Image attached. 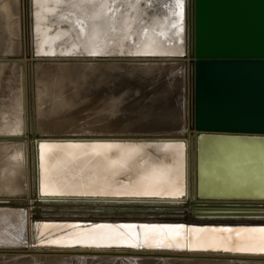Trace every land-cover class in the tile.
I'll use <instances>...</instances> for the list:
<instances>
[{
    "label": "water",
    "instance_id": "obj_1",
    "mask_svg": "<svg viewBox=\"0 0 264 264\" xmlns=\"http://www.w3.org/2000/svg\"><path fill=\"white\" fill-rule=\"evenodd\" d=\"M18 4L19 48L0 52L4 67L0 95L12 87L10 69H23V54L32 57L26 83L22 82L26 101L32 98L36 66L73 70V80H80L85 71L75 90L80 97L68 110L74 113V124L37 131L42 139L38 147L179 142L185 149L184 181L188 156L198 198L264 197V0H184L182 20L174 14L180 11L175 0H18ZM115 176L127 182V176ZM191 207L192 213L201 214L228 211ZM111 219L73 221L60 242L73 240V231L76 235L96 225L115 226L104 230L126 224L182 225L186 232L208 225L231 233L241 225L202 224L194 216ZM251 219L264 228V217ZM92 242L78 246H109ZM137 242L110 246L149 247Z\"/></svg>",
    "mask_w": 264,
    "mask_h": 264
},
{
    "label": "bare ground",
    "instance_id": "obj_2",
    "mask_svg": "<svg viewBox=\"0 0 264 264\" xmlns=\"http://www.w3.org/2000/svg\"><path fill=\"white\" fill-rule=\"evenodd\" d=\"M18 14V0H0V52L4 50L5 53H12L19 48ZM14 30L18 31V36ZM13 39H17L18 42ZM23 56L24 58L21 60L23 69L21 70L20 66L18 69L15 66L10 69L8 73L11 77L8 79H12V87L6 94L0 95V113L2 112L0 114V179L3 178L5 181L0 182L2 184L0 186L2 188L0 189V233H2L0 235V263L25 264L26 261H30L33 264H39L41 260L48 257L55 261L53 264L71 262L75 264H190L193 260L195 262L197 260H220L240 264L252 262L264 264V251L216 250L220 244L218 229L208 225L192 227L186 232L183 227L146 229L141 227L145 225L126 224L134 226L133 230H130V232H134V235L125 233L129 230L126 227L117 228V230L109 229L103 234V229L93 230L94 226H91L90 229L83 231L84 239L79 241L75 238L65 242L57 241V237L51 239L52 232H69L72 228L71 223L79 219L158 220L157 215L151 217L147 213V209L138 213L129 212L125 215L120 213L126 210L121 211L119 207L112 206L107 210L106 206L121 204L124 201L114 199L112 196H102V198L100 195H85L84 193L125 194L129 191L135 194L136 190L140 194L144 192L158 193L144 196L145 202L150 201L148 204L156 206L165 203L160 208L165 211L166 215H162L165 219H185L188 216H194L202 224H226L235 220V223L241 224L238 228L249 222L247 219L249 215L256 216L252 210L264 199L245 198L249 200L248 203V201L243 202L242 199L219 201L193 198V203H185V199L188 197L183 193L177 200L169 198L168 190L162 194V187H157V180L164 174V169H173L172 173L175 175L184 173L185 149L184 145L179 142H154L157 145L156 148L165 150L170 161V165L167 166L163 162L164 155H160L157 160L161 165L155 171L154 168H148L147 158L140 157L141 161L134 163L136 156L139 155V150L134 146H128L127 143H41L38 147V141L42 140L38 134L39 131L43 129L57 131L69 128V125L74 124V113L68 112V110L75 105V100L80 97L75 90H77L78 84L84 81L85 71L82 72L80 80H73V70L57 72V69L51 67L36 66L32 98L26 101V91L22 82L26 83L27 64L32 60V57L27 58L24 54ZM3 72L4 67L0 66V76ZM87 72H91V70L87 69ZM67 83L69 86L66 85ZM71 90L75 92L69 93ZM48 113H51L52 117ZM137 144L143 145L145 150L151 149L152 145L145 141L137 142ZM100 147L106 148L105 155H99ZM37 149L40 151H36ZM110 149H114L112 160H109L110 155L107 152ZM88 159L92 160L89 162ZM187 162L186 193L195 183V175L190 171L192 166L189 164L188 156ZM74 164L75 166H73ZM109 165H112L113 169H117L116 172L129 171L126 173L128 175L127 182L116 181V176L108 177V174L112 175L115 172H105ZM91 172L92 175H90ZM7 173H9V177L5 178ZM117 173L122 174V172ZM129 173L132 178L129 177ZM122 175L125 177L124 174ZM38 183L42 194L39 193ZM119 188H121L120 191ZM132 199L129 197L128 200ZM197 199L200 201H195ZM63 201L65 202L62 203ZM181 202L184 205L180 204ZM125 204L127 203L125 202ZM192 205L194 209L214 208L228 211L206 214L192 213ZM258 211L256 210L254 213H258ZM3 215L10 216L8 221L1 218ZM11 232H19L21 235H17L19 238L16 241L5 242ZM146 233L148 234L147 243L145 242ZM205 234H208L214 243V246L207 250H203L204 239L202 236L204 237ZM187 237L188 240H186ZM138 238L146 246L160 244L162 248L110 246V244H131ZM157 239H160L159 243H154L153 241ZM90 240L93 241L92 243H103L109 246H78V243H89ZM49 241H57V243L51 244L48 243ZM169 244L171 247L166 248V245ZM13 248L19 250V253L9 251ZM24 250L26 252H23Z\"/></svg>",
    "mask_w": 264,
    "mask_h": 264
},
{
    "label": "rangeland",
    "instance_id": "obj_3",
    "mask_svg": "<svg viewBox=\"0 0 264 264\" xmlns=\"http://www.w3.org/2000/svg\"><path fill=\"white\" fill-rule=\"evenodd\" d=\"M14 31H15V34L17 35L18 34V31L17 30H14ZM13 40H17V39H13ZM17 42H18V40H17ZM3 52H4V50H3ZM150 70H152V69L150 68ZM66 85L69 86L68 83ZM48 114H51V113H48ZM50 116L52 117V114ZM150 144H152L151 145V149L145 150V147L143 145H138L137 143H127L128 146L129 145L130 146H134L135 148H137L139 150V155L136 156V158L134 160V163H137V161H141L142 158H147L148 162L146 164H147L148 168L149 169L150 168H154L153 170L155 171L161 165L159 163V160H157V158L160 155L163 154L164 155L163 157H165V159H164L163 162L167 166H169L170 165V161L168 160L169 157L164 152L165 150H160V149L156 148L157 145L154 142L153 143H150ZM105 150H106L105 147H100L99 148V155L100 154L101 155H103V154L105 155V153H106ZM36 151H40V149L39 150L37 149ZM113 151H114V149H110V150L107 151L109 153V155H110L109 160H112V152ZM102 152H104V153H102ZM118 156H119V153H118ZM140 157H142V158H140ZM91 160L92 159H88L89 162ZM54 162H55V160H54ZM73 166H75V164ZM108 169H109V171H108ZM129 169L131 171L132 170V167L129 168ZM169 169H164L163 170L164 171V174H162L161 177L157 180V182H158L157 187H159V186L162 187L161 188L162 189L161 190L162 194H164L166 192L165 190H168L169 195H170L169 198H171L172 200H177L180 197L181 193H183L184 196L188 197L187 199H185L186 200L185 203H193V198L194 199L198 198V197L194 196L195 195L194 194V189H193L194 186L192 188L188 189V192L186 193V191H185V189H186L185 188L186 183L184 181L183 175H175V174L172 173L173 172V169H171V168H169ZM106 170H105V172H109V173H112L111 171H115L114 172L115 174L117 172H122V174H124L125 176H127L126 178H128V175L126 173L129 172V171H117L116 172L117 169L116 170L113 169L112 168V165H109ZM126 170H128V169H126ZM114 173L112 175H109L108 174L107 176L108 177L109 176L115 177V174ZM92 174L93 173L91 172L90 175H92ZM8 175H9V173H7L5 175L6 176L5 178H7ZM129 177L132 178L130 173H129ZM187 180L189 182V179H187ZM3 181H4L3 178L0 179V182L1 183H3ZM116 181H118V180H116ZM0 186H2V184H0ZM121 188H119L118 190L120 191ZM0 189H2V188L0 187ZM46 189H47V187H46ZM125 194H133V193L127 191ZM135 194L136 195H143V194L138 193L137 190H136V193ZM101 197H100V200L103 198V197L102 198ZM130 198H133V199L132 200H128L129 197H114V199H118L120 201H124V203L126 202L127 204L124 205V203H121V204H117L116 203L114 205H112V204L111 205H108V206H106V208H108L107 210H109L112 206L119 207V208H121V211L122 210H126V211L120 213V214H123V215H125V214H127L129 212L138 213L139 211H142V210L144 211V210L147 209V213H149V215L151 217H152V215H154V216L157 215V219L158 220L165 219L164 216H162V215H166L165 214V211L160 210L161 206L163 204H165V203H160L158 206H156L154 204L153 205L148 204L150 201L146 203L145 202L146 199L144 198V196H138V197H136V196H130ZM44 199H46V198L44 197ZM260 199L263 200L264 197L259 198V200ZM63 200H65V199H63ZM242 200H243V202L248 201V203H249V200L248 199H242ZM33 201H35V200H33ZM195 201H200V200L197 199ZM64 202L65 201H63L62 203H64ZM180 204L184 205L182 202ZM128 207H130V208H128ZM213 207H215V206H213ZM126 208H128V209H126ZM256 210H259L258 213H254V211H256ZM44 211L46 213V210H44ZM252 213L255 214L256 216L253 217L252 215H249L247 217V219H249V222L246 223V224H244L242 227L236 228L235 229V234L233 232L232 233L231 232H225V231L222 232V230H219V229L217 230V232H218L217 234H218V236L220 238V244H219V246H218V248L216 250H218V251H229V250H234V249L237 250L238 249V250H241V251H244V250L264 251V228L263 227H259L256 224V222H255L256 220L251 219V218H256V217H264V201L258 203V206L255 209L252 210ZM9 217L10 216H6V215L1 216V218L2 219H6V221H8V218ZM252 221H254V222H252ZM234 222H235V220H234ZM253 223H255V224H253ZM213 228H216V227H213ZM130 230H133V228H129V230L126 231L125 233H127V234L133 233L132 235H134V232H132V231L130 232ZM24 231H25V229H24ZM106 231H108V230H104L103 229V231H102L103 234L106 233ZM66 233H67L66 231L52 232V238L51 239H53L54 237H57V241H61L62 238L65 237L64 235ZM1 234L2 233H0V235ZM17 235H21V233H19V232L12 233L11 232L9 234L8 238L5 239V242L10 241V240L11 241L12 240H15L16 241V239L19 238V237H17ZM70 235L73 238L75 237V239L79 241L80 239L81 240L84 239V235L85 234H83V232H80V233H78L76 235H74V234H70ZM202 238L204 239V244H203V248L204 249L203 250H207L208 248H211L212 246H214V243H212V238H210V236L208 234H205V236L204 237L202 236ZM136 240L138 241L137 243H141V241H142L139 238L136 239ZM158 240L160 241V239H157V240H154L153 242L154 243H159ZM134 241L135 240H133L132 242H134ZM200 249H202V248L200 247ZM9 251L10 252H18L19 253V250L15 249V248L9 249ZM23 252H26V250H24ZM47 253H48V251H47ZM79 254H84V253H79ZM54 262L55 261H53V260L49 259L48 257H46L43 260H41L39 262V264H49V263L50 264H53ZM193 262H195V260H193V261H191V263L190 262L189 263L190 264H202V263L203 264H240V263H236V262H232V261H220V260L219 261L197 260V262H195V263H193ZM0 264H2V263H0ZM25 264H33V263L30 262V261H26ZM65 264H75V263L74 262H71V263H65ZM248 264H260V263H253L252 262V263H248Z\"/></svg>",
    "mask_w": 264,
    "mask_h": 264
},
{
    "label": "snow or ice",
    "instance_id": "obj_4",
    "mask_svg": "<svg viewBox=\"0 0 264 264\" xmlns=\"http://www.w3.org/2000/svg\"><path fill=\"white\" fill-rule=\"evenodd\" d=\"M175 6H176V8H178V9H180V11L179 12H176V13H174L176 16H178V17H180L181 18V20L183 19V8H184V0H175ZM173 27H179L180 28V31L182 32L183 31V28L182 27H180L179 25H177V24H173ZM92 55H96V53H91ZM145 54H149V53H145ZM165 54H172V53H165ZM182 54V53H181ZM46 194H52V193H46ZM84 194H88V193H84ZM92 194H95V193H92ZM142 194H145V195H147V194H158V193H148V192H144V193H142ZM182 194V193H181ZM113 227H115V226H110V225H96V226H94V229L93 230H95V229H103V228H113ZM123 227H126V228H132V227H134V226H131V225H125V226H123ZM141 227H144V228H146V229H148V228H153V229H157V228H168V229H171V228H180V227H183L182 225H177V226H147V225H145V226H141ZM122 235V234H121ZM93 239H95L96 237H92ZM101 238H103V237H101ZM147 241H148V234L146 233L145 234V242L147 243ZM48 243H51V244H55V243H57V241H49ZM134 247L135 246H137V245H133ZM148 246L149 247H153V246H155V247H159V246H162V245H160V244H148ZM167 247H171V245L169 244V245H166Z\"/></svg>",
    "mask_w": 264,
    "mask_h": 264
}]
</instances>
